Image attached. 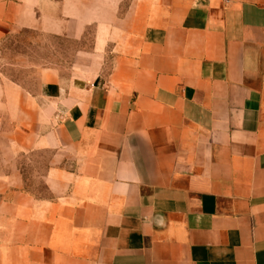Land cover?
<instances>
[{"label": "crops", "instance_id": "0c3cea01", "mask_svg": "<svg viewBox=\"0 0 264 264\" xmlns=\"http://www.w3.org/2000/svg\"><path fill=\"white\" fill-rule=\"evenodd\" d=\"M24 31L79 48L0 74V264H264V0H0Z\"/></svg>", "mask_w": 264, "mask_h": 264}, {"label": "rangeland", "instance_id": "374dc122", "mask_svg": "<svg viewBox=\"0 0 264 264\" xmlns=\"http://www.w3.org/2000/svg\"><path fill=\"white\" fill-rule=\"evenodd\" d=\"M79 48L73 42L24 31L0 44V74L6 80L32 87L38 69L64 66ZM31 188L34 184L29 185ZM39 189L38 184L36 185Z\"/></svg>", "mask_w": 264, "mask_h": 264}]
</instances>
